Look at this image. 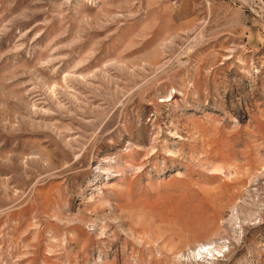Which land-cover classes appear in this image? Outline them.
Wrapping results in <instances>:
<instances>
[{"label":"rangeland","instance_id":"1","mask_svg":"<svg viewBox=\"0 0 264 264\" xmlns=\"http://www.w3.org/2000/svg\"><path fill=\"white\" fill-rule=\"evenodd\" d=\"M0 264H264V0H0Z\"/></svg>","mask_w":264,"mask_h":264}]
</instances>
